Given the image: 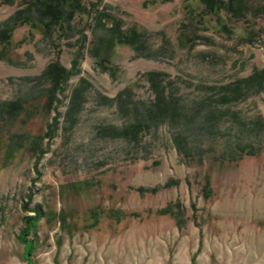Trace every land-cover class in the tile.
Listing matches in <instances>:
<instances>
[{"label": "rangeland", "instance_id": "obj_1", "mask_svg": "<svg viewBox=\"0 0 264 264\" xmlns=\"http://www.w3.org/2000/svg\"><path fill=\"white\" fill-rule=\"evenodd\" d=\"M103 2L125 25L145 29L158 55L136 58L119 46L109 63L97 65L88 53L90 22L76 18L75 35L61 42L60 62L71 70L80 50L78 73L56 101H29L15 120L1 126L0 264H264V85L243 100L215 103L221 117L213 119L214 128H207L200 142L190 136L187 153L177 150L174 130L166 124L138 147L96 133L100 125L125 122L115 105L102 103L97 94L112 98L132 85L135 98L146 100L150 93L139 78L145 71L166 73L184 103L192 105L211 94L218 98L219 86L264 69V16L235 22L236 30L255 34L247 43L237 34L187 22L183 0ZM16 8L0 3V23ZM3 50V101L29 94L24 78L39 75L55 55L51 44L26 26L14 30ZM79 78L92 90L74 125L64 130V112ZM54 116L58 127L53 137H45ZM165 182L170 186L151 191ZM168 205L182 212L179 222L157 213ZM36 206L43 216L27 236L33 249L26 257L18 235L23 217L33 215Z\"/></svg>", "mask_w": 264, "mask_h": 264}, {"label": "trees", "instance_id": "obj_2", "mask_svg": "<svg viewBox=\"0 0 264 264\" xmlns=\"http://www.w3.org/2000/svg\"><path fill=\"white\" fill-rule=\"evenodd\" d=\"M163 1L170 0H161ZM183 1L184 17L187 22L194 20L196 27L211 28L222 35L237 34L247 43H250V37L255 38V34H249L251 31L247 33L244 29L236 30L235 22L264 16V4L254 5L250 0ZM0 3L17 5L15 11L0 23V59L4 55L3 48L11 43L14 30L22 26L28 27L30 34H38L41 39L47 40L55 51L54 59L39 75L24 78L31 85L29 94L15 100H0V135L2 124L15 120L24 111L26 103L46 97L50 105L57 100V94L63 92L70 76L78 73L82 58L80 50L72 60L71 70L60 62L61 42L75 35L76 18L85 17L90 22L88 25L89 30L93 31L91 41L93 47L88 49V53L97 65H101L102 61L109 63V55L119 46L130 48L136 58L152 59L158 55L156 54L158 51L149 44L148 32L135 23L125 25L120 17L108 10L109 6L103 0H0ZM188 26L190 24H187ZM95 30L100 32L98 36L95 35ZM83 31L84 29L81 30L82 33L80 32L82 44L86 40ZM112 74L114 73L111 71L110 75ZM139 78L147 84L150 93V97L146 100L135 98L132 85L125 86L112 98L97 94V99L102 103L115 105L125 122L121 126L100 125L96 133L100 138L119 139L133 147H138L145 135L154 133L161 125L166 124L174 130L172 140L177 150L187 153L190 136L195 135L193 140L200 142L204 132L207 133V128H214L213 119L221 117L222 112L218 111V113L215 110V103L230 104L260 92L264 85V69L254 68L248 76L219 86L216 92L222 94L217 96L218 98L216 96L213 98L211 94L212 96L207 99H198L192 105L184 103L177 86L166 73L145 71L139 75ZM43 83L47 84L44 88ZM90 90H92L91 84L86 79L79 78L71 90L64 112V130L70 129L76 122ZM57 127L58 121L54 116L52 122L47 125L44 136L53 137ZM41 154L42 151L36 156L35 169ZM168 186L170 182H165L151 191ZM204 190L206 197L209 193L207 184ZM32 211L33 215L23 217V228L18 235V241L24 244L26 257L33 249V240H28L27 236L35 231L38 220L43 216V212L37 206ZM157 213L174 216L177 222L183 215L177 206L171 205L158 210ZM90 219L91 225L94 226L97 223V214L92 213Z\"/></svg>", "mask_w": 264, "mask_h": 264}]
</instances>
